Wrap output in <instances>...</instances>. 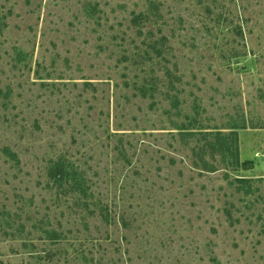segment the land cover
<instances>
[{
	"label": "rangeland",
	"instance_id": "1",
	"mask_svg": "<svg viewBox=\"0 0 264 264\" xmlns=\"http://www.w3.org/2000/svg\"><path fill=\"white\" fill-rule=\"evenodd\" d=\"M0 264H264V0H0Z\"/></svg>",
	"mask_w": 264,
	"mask_h": 264
},
{
	"label": "trees",
	"instance_id": "2",
	"mask_svg": "<svg viewBox=\"0 0 264 264\" xmlns=\"http://www.w3.org/2000/svg\"><path fill=\"white\" fill-rule=\"evenodd\" d=\"M206 135H203V137L205 138ZM211 136L214 137L215 139V143L211 144L210 148L213 151L219 152L220 156L222 157L223 160H225L226 158L230 157V160L232 159L233 161L230 162V166L233 167H237L239 165V153H238V139H237V133L235 131H231L230 135L225 136L222 134V132H217L215 135L212 134ZM225 162V161H224ZM55 168L57 169L54 175V178L62 181L65 179V175L63 173L64 169L62 167L61 164H56ZM205 170H211L213 169L211 166L209 165H205L204 166ZM238 181L240 183H243V185L245 183H247V181H245L244 179H238ZM45 234L47 236H45V239H50V240H54L56 239V235L54 234L53 231H45Z\"/></svg>",
	"mask_w": 264,
	"mask_h": 264
}]
</instances>
